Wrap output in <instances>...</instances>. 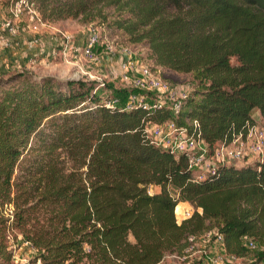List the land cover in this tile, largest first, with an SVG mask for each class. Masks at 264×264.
<instances>
[{"label": "trees", "instance_id": "obj_1", "mask_svg": "<svg viewBox=\"0 0 264 264\" xmlns=\"http://www.w3.org/2000/svg\"><path fill=\"white\" fill-rule=\"evenodd\" d=\"M98 1L135 10L132 40L154 64L190 73L189 92L172 114L105 105L82 78L19 70L0 79V199L13 207L11 223L39 264H159L210 227L229 254L247 251L244 238L264 252V155L199 179L143 130L144 120L167 118L191 129L195 118L212 146L243 134L253 107L264 121V0H65L53 9L75 15ZM180 200L193 209L177 220Z\"/></svg>", "mask_w": 264, "mask_h": 264}, {"label": "rangeland", "instance_id": "obj_2", "mask_svg": "<svg viewBox=\"0 0 264 264\" xmlns=\"http://www.w3.org/2000/svg\"><path fill=\"white\" fill-rule=\"evenodd\" d=\"M29 1H32V4H23L18 18L13 22L15 32L1 34L8 44H0V50L10 47L11 43L15 47L23 45L22 50L26 51L29 49L26 42L30 38L38 40L35 43L37 47L46 46V49L44 51L35 49L28 55H22L23 57L12 67L0 70V79L8 78L19 70L30 72L35 76L51 75L58 80L82 78L94 82L93 90L108 89L109 96L116 97L119 100L118 104L122 105L126 93L123 89L114 87L124 84L116 76L117 64L99 65L87 62L81 56H72L67 50L62 52L63 44L60 41L65 38L63 36L65 35L70 41L80 44L89 30L93 29L98 33L101 42L128 46L136 55L142 56L150 62L152 59L149 56L146 43L143 40H132L134 32L125 27L129 22L137 19L135 10H130L127 5L120 3L98 1L85 4L75 15L58 16L53 6L65 0ZM13 2L15 0H0V13L3 18L9 15L8 10ZM121 20L123 22H120ZM101 47L102 43L94 48V52L98 54ZM51 48L54 49V52L50 51ZM29 55L31 59H28ZM230 61L235 62L234 57H230ZM87 70H91L94 75H89ZM155 71L160 78L190 89V73H176L164 67H158ZM99 81L103 83L100 84ZM251 113L259 114V110L253 107ZM256 123L264 129L262 119ZM152 189L157 188L152 186ZM169 191L175 194L173 187H170ZM189 204L186 203L184 207H188ZM184 207H181L178 202L174 211L177 220L181 218ZM12 213V205L0 199V264H39L38 252L35 247L23 237L20 228L11 223ZM202 231L196 233L194 248L186 256H177V254L169 252L160 259L159 264H264L262 246L250 238L243 240L247 242L250 239L253 245L248 246L244 254L233 255L225 252L223 245L219 240L214 239L213 234L205 238L202 236ZM128 238L131 239V236L129 235ZM63 264L69 263L65 261ZM78 264L94 263L84 260Z\"/></svg>", "mask_w": 264, "mask_h": 264}, {"label": "built area", "instance_id": "obj_3", "mask_svg": "<svg viewBox=\"0 0 264 264\" xmlns=\"http://www.w3.org/2000/svg\"><path fill=\"white\" fill-rule=\"evenodd\" d=\"M23 4L31 5L32 1L15 0L9 7V15L0 20V44H8L1 37V30H6L8 33L15 32L13 22L18 18ZM32 12L34 11L32 10ZM63 36L65 38L60 41L63 44L62 52L67 50L72 56H81L87 62L96 60L97 54L94 52V48L101 43L102 51L109 54H116L119 50L122 52L117 56L116 76L123 83L138 90L129 93L122 105L124 108H130L137 104L146 109L167 108L172 114H175L189 92L188 87L160 78L155 70L162 66L136 55L128 46L101 42L98 33L93 29L89 30L80 44L70 41L65 35ZM37 41L36 38H30L26 42L27 47H33ZM50 51L54 52V49L51 48ZM123 53L126 55L124 56ZM28 59L31 57L29 56ZM102 94L105 105H118V99L109 96L106 89L102 91ZM189 124L191 129L185 125L175 124L170 118L162 121L144 120L143 130L150 141L167 148L174 156L183 154L187 161V167L199 179L206 173L213 172L215 167L221 163H251L263 158L264 129L256 122L249 124L243 134L240 132L235 134L229 142H216L212 146H209L200 136L195 118L191 119ZM192 209L191 204L184 207L181 218L190 215ZM211 234L222 244L221 233L216 228L210 227L202 231V236L205 238ZM196 237V233L187 234L186 244L181 251L171 253H175L177 256H186L194 248ZM247 245L252 246L253 242L248 239Z\"/></svg>", "mask_w": 264, "mask_h": 264}, {"label": "crops", "instance_id": "obj_4", "mask_svg": "<svg viewBox=\"0 0 264 264\" xmlns=\"http://www.w3.org/2000/svg\"><path fill=\"white\" fill-rule=\"evenodd\" d=\"M2 18H3V15L0 13V20ZM6 33H7L6 30H1V34H6ZM11 39H13V38H11ZM38 44H40V43H38ZM9 45L11 48L5 47V48H2L0 50V70L7 69L10 66L12 67L15 64V62H18V60L21 57H23L22 55H28V54L32 53V51L35 49L43 50V51L46 49V46H43V47L38 46L37 47L36 44H34L33 47L24 51V50H22V47H24L23 45L21 47H15L11 43ZM97 53H98L97 58L94 61L95 64L100 65V64L108 63V64L112 65V64H117V56H118V54H120L122 52H120V50H119L118 52H116V54H109V53L101 50L100 52H97ZM123 55L125 56L126 53H123ZM115 70H116V67H115ZM87 72L89 75H92V76L94 75V73H92L91 70H87ZM97 77H99V76H97ZM114 87H116V89H123L126 93L125 98H127V96L129 95L130 92H137L138 91L136 88L128 86L125 83L122 86H114ZM250 115L256 122L261 121L260 113L259 114H257V113L252 114L251 110H250ZM178 202L181 205V207H184L186 205V203H189L186 200H180Z\"/></svg>", "mask_w": 264, "mask_h": 264}]
</instances>
